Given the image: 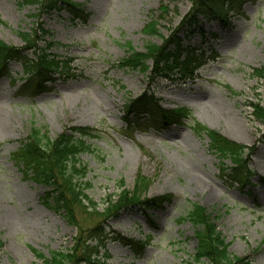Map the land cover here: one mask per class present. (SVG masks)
Wrapping results in <instances>:
<instances>
[{
	"label": "rangeland",
	"instance_id": "374dc122",
	"mask_svg": "<svg viewBox=\"0 0 264 264\" xmlns=\"http://www.w3.org/2000/svg\"><path fill=\"white\" fill-rule=\"evenodd\" d=\"M29 1L0 0V41L27 58L7 61V74L0 73L6 123L0 131V264H43L41 257L65 254L79 245V230L96 225L104 231L97 257L79 264H208L195 260L193 228L182 220L193 204L211 216L230 255L264 264V122L253 109H264V77L256 73L264 70V0H227L224 19L199 18L201 32L180 24L189 0H70L83 12L73 22L65 5L49 9L46 0ZM149 24L156 25L153 35L144 33ZM20 33L35 36V43L25 48ZM173 33L180 47L165 76L119 65L128 47L142 53ZM45 44L49 58L68 66L39 91L21 93L28 77L22 64H36ZM192 55L201 57L199 67L179 73ZM143 93L161 109H184V117L163 123L159 116L128 115L126 106ZM207 98L218 101L220 115L211 118L202 107ZM33 123L51 139L66 129L93 130L84 139L92 152L79 160L87 169L84 193L99 213L76 208L77 226L43 206L46 189L15 157ZM197 125L247 147L242 168L212 152ZM139 176L145 182L138 200L149 206L132 204L105 217L107 199L131 192ZM126 241L143 247L135 254Z\"/></svg>",
	"mask_w": 264,
	"mask_h": 264
},
{
	"label": "trees",
	"instance_id": "16d2710c",
	"mask_svg": "<svg viewBox=\"0 0 264 264\" xmlns=\"http://www.w3.org/2000/svg\"><path fill=\"white\" fill-rule=\"evenodd\" d=\"M38 1L42 0H30L29 2L39 4ZM46 1L45 7L49 9H58L61 5L67 6V11L71 15L70 20L72 22L82 20L83 18L81 17L83 14L81 6L70 2V0ZM189 1L192 5L191 10L182 19L180 24L186 23L189 29L194 30L193 32H201V28L198 25L199 18L214 19L218 17L222 20L227 15V12L223 11L227 0ZM155 31H157L155 24L146 25L144 28V33L147 35H153ZM175 34L170 35V38L165 40L164 44L160 47L154 48L147 45L145 51L142 53L134 52L128 47L129 54L120 60L119 65L142 69L144 73L150 70V74H155L158 77L165 76L166 71L170 69V65L175 64L173 59L180 47V39L177 36L175 37ZM19 38L22 40L25 48L33 45L36 41L35 36L33 38L31 34L20 33ZM48 46L49 44H45L38 49L36 53L38 62L36 64L31 62V65L27 64L29 66L26 68L22 64L23 72H26L28 77L21 88V93L26 92L27 89H30V92L39 91L48 80H51L54 73H61L67 68L69 63L67 60L61 59L56 55H52L49 58L45 54V49ZM199 57L192 55L184 59L180 65L179 73L183 75L192 73L200 65ZM18 59H27L22 54V50L8 47L0 41V73L7 74L5 72L7 61ZM148 62H152V66H149ZM256 73L259 77H264V70H257ZM253 107L254 113L258 114L256 115L257 118L264 122V109L257 105H253ZM183 111L184 109L182 108L161 109L152 100L151 95L149 96L147 93H143L136 99H133L126 106L128 115L159 116L160 121H163V123H171L183 118ZM196 131L207 137L210 150L219 156L221 160L229 159L235 167L242 168L243 156L248 149L247 147L230 141L218 132L201 125H197ZM92 136H94V133L90 128H74L66 129L54 139H51L42 128L37 127L33 123L30 125L20 148L15 153L16 159L20 161L26 171V175L28 173L31 181L46 189L41 198L43 206L50 210L61 212L73 226L78 225L74 214L76 208L85 209V212L88 214L92 212L97 213L96 205L84 193L88 185L81 181L85 177L87 169L79 160L81 153L91 151L90 146L86 144L84 139ZM143 179L140 176L138 177L131 192L122 189L123 186L121 185L120 188L122 190L118 193L116 199H112L111 197L107 199L106 206L103 209L105 217L115 216L119 210L127 208L132 204L149 206L150 201L138 200ZM155 202L156 200H153L152 204ZM182 220L189 221L192 225L193 235L197 242L194 256L197 262L207 260L208 264H250L246 258H238L227 252V244L224 243L221 233L217 231L211 216L203 207L193 204ZM103 233L104 231L99 225L84 231L79 230V237L77 239L79 245L76 243L75 247L65 254L53 253L49 258L41 257L43 264H79L83 261H93L92 259L97 257L98 247L101 246L100 241L103 239ZM85 235L87 236L85 237ZM90 242H94L95 244L90 245ZM98 242L99 244H96ZM126 244L130 245L135 254L139 253V249L143 247L140 243H131L129 241H126Z\"/></svg>",
	"mask_w": 264,
	"mask_h": 264
},
{
	"label": "bare ground",
	"instance_id": "6f19581e",
	"mask_svg": "<svg viewBox=\"0 0 264 264\" xmlns=\"http://www.w3.org/2000/svg\"><path fill=\"white\" fill-rule=\"evenodd\" d=\"M202 107L206 110V112H208V114H210L211 118H214L218 115H220V108L218 109V101L213 99V98H207V100L205 102L202 103ZM233 124V123H232ZM5 121L2 119V115L0 113V131L4 130L5 128ZM234 125V124H233ZM222 134L226 135V137L230 138V139H234L236 140V138H234V133H228L226 134L224 131H220ZM261 160L260 161H256L254 162L257 166L261 165ZM194 177H199L197 174H194Z\"/></svg>",
	"mask_w": 264,
	"mask_h": 264
}]
</instances>
